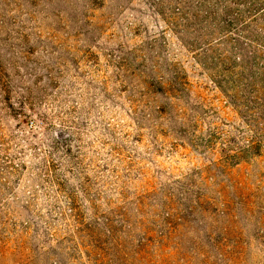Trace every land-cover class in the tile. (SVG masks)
Returning a JSON list of instances; mask_svg holds the SVG:
<instances>
[{"label": "rangeland", "instance_id": "1", "mask_svg": "<svg viewBox=\"0 0 264 264\" xmlns=\"http://www.w3.org/2000/svg\"><path fill=\"white\" fill-rule=\"evenodd\" d=\"M0 264H264V0H0Z\"/></svg>", "mask_w": 264, "mask_h": 264}]
</instances>
